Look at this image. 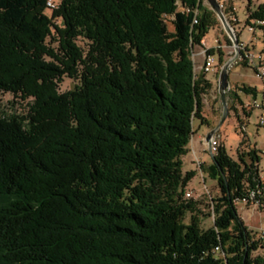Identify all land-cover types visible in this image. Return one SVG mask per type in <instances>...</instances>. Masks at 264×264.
Masks as SVG:
<instances>
[{
    "label": "trees",
    "instance_id": "obj_1",
    "mask_svg": "<svg viewBox=\"0 0 264 264\" xmlns=\"http://www.w3.org/2000/svg\"><path fill=\"white\" fill-rule=\"evenodd\" d=\"M47 1L0 0V95L32 98L24 118L0 107V264H264L237 212L262 187L255 150L211 156L209 228L184 198L196 173L182 159L212 88L192 60L215 21L204 0H61V29ZM65 76L80 84L59 93Z\"/></svg>",
    "mask_w": 264,
    "mask_h": 264
},
{
    "label": "rangeland",
    "instance_id": "obj_2",
    "mask_svg": "<svg viewBox=\"0 0 264 264\" xmlns=\"http://www.w3.org/2000/svg\"><path fill=\"white\" fill-rule=\"evenodd\" d=\"M60 2L61 0H50L53 7H49L46 3V9L44 11L45 15L51 19L52 26L58 29H61V20L51 17L53 11L60 5ZM263 2L264 0H232L231 9L230 7L229 9L227 8V15H224L227 22L232 27L235 36L238 34L239 42L243 43L255 54H260L264 46L261 32L256 28V24L253 26L252 31H250L246 21L250 12L255 10L257 6L261 5ZM204 5L210 9L206 0H204ZM176 6L178 12L179 6ZM221 11L224 14V10ZM232 18L235 22H232ZM164 21L167 30L172 31V18L167 17ZM53 27H51V38L48 39V44L54 53L57 54L59 53L58 36ZM77 44L84 53L87 51V43L85 41L80 39L77 41ZM201 48L213 50L215 64L213 71L205 74L206 78L209 79L212 84L211 91L203 98V117L205 119V124L201 126L199 123H195V133L198 131V128L205 131L206 128L211 129L217 127L218 129L216 132L219 135L218 144H223L226 153L233 160H237L239 153L255 150L258 156L260 179L261 182L264 183V128L260 127L258 123L261 112L253 110L250 107V98L237 92V89L241 86L255 88L259 92V99L257 100L261 101L263 94L261 84L255 77L253 68L247 65L242 66L239 60L234 64L232 63L228 71L229 86L225 94L227 116L221 123L224 110L218 90L219 74L225 64L234 61L236 51L216 15L214 25L203 39V44H201V47H195L193 52L199 53L202 50ZM194 63L196 67L195 72L200 73L198 68L203 63V56L200 55L195 57ZM79 84V77L69 78L65 76L58 82V91L59 93H66L74 90ZM233 92H235L237 97L241 100V105L236 101L232 102L230 97H232ZM31 103L32 98H22L11 94L0 95L1 111L7 117L18 116L24 118L29 111ZM230 107L231 110H229ZM193 138L195 140L197 137L193 136ZM184 159L185 157L182 159L184 172L192 171L196 173L195 177L184 189V198L188 200L191 199L193 202L197 203V210L200 213L197 214V217L200 226L202 229H207L212 225L213 219L212 216H208L211 213V209H209V197L217 195L218 192L215 181L211 180L207 175L212 159L211 156L206 153L203 159L199 160L205 164L202 167V172L197 166L195 159H193V163L186 164H184ZM187 191H194L195 193L193 196L188 197L187 194L189 192ZM262 199L264 201V191L262 192ZM237 212L251 240L254 242L258 241L264 231V202L263 204L260 202H253L250 205L238 204ZM189 217L190 215L187 214L184 220L185 223H188ZM261 253L262 250L258 249L257 252L253 253V256Z\"/></svg>",
    "mask_w": 264,
    "mask_h": 264
},
{
    "label": "built area",
    "instance_id": "obj_3",
    "mask_svg": "<svg viewBox=\"0 0 264 264\" xmlns=\"http://www.w3.org/2000/svg\"><path fill=\"white\" fill-rule=\"evenodd\" d=\"M220 9L221 10H227V8L231 9V1L232 0H216ZM47 5L49 7H53V5L50 3V0L47 1ZM183 10V7H179V12ZM197 11V10H194ZM232 22H235V20L232 18ZM257 26H263L264 22L260 21H252L251 24L249 25V30L252 31L254 25ZM203 44V41H202ZM201 52L197 53V57L202 55L203 56V63L202 65L198 68L199 72H203L205 74L211 73L214 69V57L209 56L206 54V51L208 50L207 48H201ZM238 49L240 50L241 57L239 61L245 62L247 66L253 68L255 77L259 80L261 87L263 89V94H264V58L261 54H255L251 49L247 48L243 43H239ZM263 94H262V99L257 100L254 99L250 103V107L253 110H257L261 112V115L258 118V123L260 127L264 128V106H263ZM219 135L217 132L214 133V135L210 138L209 142L204 140L205 146L207 151L211 156H213L217 152V148L219 146L218 142ZM197 166L200 167L203 165V163L199 160L196 159ZM206 190V189H205ZM264 191V183L262 182V187L260 190H257L256 192L251 193V201L253 202H259L256 200L255 196H262V192ZM191 193H195L194 191H187ZM208 194V193H207ZM239 204H246V202L243 200ZM264 239V231L261 234V238Z\"/></svg>",
    "mask_w": 264,
    "mask_h": 264
},
{
    "label": "water",
    "instance_id": "obj_4",
    "mask_svg": "<svg viewBox=\"0 0 264 264\" xmlns=\"http://www.w3.org/2000/svg\"><path fill=\"white\" fill-rule=\"evenodd\" d=\"M210 10L217 16L218 20L220 21L225 33L227 34V36L229 37L235 51V58L234 61L231 63H227L223 66V68L220 71L219 74V79H218V90H219V95H220V99H221V103L223 105V115H222V120L221 123L226 119L227 116V108L225 106V94L226 91L228 89L229 83H228V71L232 65V63H236L240 57H241V53L238 50V41L237 38L234 34V31L232 29V27L229 25V23L227 22L224 14L222 13L218 3L216 0H206ZM220 123V124H221ZM219 124V125H220ZM217 127H215V129H213L212 131H210V133L206 136V141L209 142L210 138L214 135V133L217 131Z\"/></svg>",
    "mask_w": 264,
    "mask_h": 264
},
{
    "label": "crops",
    "instance_id": "obj_5",
    "mask_svg": "<svg viewBox=\"0 0 264 264\" xmlns=\"http://www.w3.org/2000/svg\"><path fill=\"white\" fill-rule=\"evenodd\" d=\"M207 80L210 81L209 79H207ZM258 94H259V92H258ZM247 97L251 99L250 100L251 102L254 99H259V95H257L256 98H252L251 96H247ZM213 129H215V128H211V129L206 128V130L203 131L201 128H198V131L194 134V136H196L197 138H195V140H194V138L192 137L191 142H190V145H189V154L185 157L184 164H186V163H193V159H195V160L196 159L197 160H202L206 153L209 154V152L206 149L204 140H205V137ZM203 165H205V164H203ZM183 171H184V168H183Z\"/></svg>",
    "mask_w": 264,
    "mask_h": 264
},
{
    "label": "bare ground",
    "instance_id": "obj_6",
    "mask_svg": "<svg viewBox=\"0 0 264 264\" xmlns=\"http://www.w3.org/2000/svg\"><path fill=\"white\" fill-rule=\"evenodd\" d=\"M182 11H184L185 13H189V12H190V9L184 7ZM193 14H194V20H193V23H195V18H196V16H197V11H193ZM192 52H193V51H192ZM195 57H197V53H194V52H193V54H192V60H193V63H194V58H195ZM194 67H195V63H194ZM195 71H196V67H195ZM263 106H264V101H263ZM193 195H194V193H191V192H189V193L187 194L188 197L193 196Z\"/></svg>",
    "mask_w": 264,
    "mask_h": 264
}]
</instances>
